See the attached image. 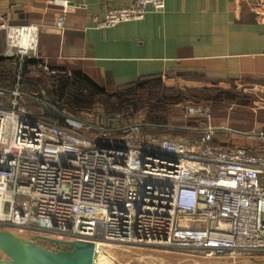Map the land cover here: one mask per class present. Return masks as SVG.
Listing matches in <instances>:
<instances>
[{
    "label": "built area",
    "instance_id": "1",
    "mask_svg": "<svg viewBox=\"0 0 264 264\" xmlns=\"http://www.w3.org/2000/svg\"><path fill=\"white\" fill-rule=\"evenodd\" d=\"M165 7L166 0H134L108 10L97 25L139 21ZM54 19L63 29L64 16ZM40 30L0 16L5 55L34 56ZM7 93L0 88V96ZM9 93L10 106L0 105V229L100 250L234 260L264 253V132L259 146L219 145L203 105L185 106L187 116L208 121L190 139L146 133L142 122H105L104 113L69 116L61 126L31 112L18 88Z\"/></svg>",
    "mask_w": 264,
    "mask_h": 264
},
{
    "label": "crops",
    "instance_id": "2",
    "mask_svg": "<svg viewBox=\"0 0 264 264\" xmlns=\"http://www.w3.org/2000/svg\"><path fill=\"white\" fill-rule=\"evenodd\" d=\"M133 1L0 0V16L16 26H41L36 54L24 57V63L37 60L34 65L45 69H34L47 75L77 69L111 91L139 79L175 75L264 85V0H166L164 11H151L142 20L97 25L108 10ZM57 13L64 16L63 29L54 26ZM5 51L0 31V63L15 61L18 78L22 61L17 64L18 56L7 57ZM15 89L14 84L6 90L7 104L0 105L9 106Z\"/></svg>",
    "mask_w": 264,
    "mask_h": 264
},
{
    "label": "rangeland",
    "instance_id": "3",
    "mask_svg": "<svg viewBox=\"0 0 264 264\" xmlns=\"http://www.w3.org/2000/svg\"><path fill=\"white\" fill-rule=\"evenodd\" d=\"M22 59L21 57L17 59V64L20 61L22 62L18 78H15V87L19 88L22 94L28 96V99L24 98V100L22 96L20 101L30 108L34 114H43L50 109V111L57 112L66 118L72 116L81 120H89L91 119V115L97 117L104 113V116L107 117H105V122L109 118L115 117L120 119V121L129 123L142 122L150 126L145 129L146 133L156 136L190 139L196 137L198 133L195 130H200L204 123H208V121L198 116H187L185 114V106L203 105L211 109L210 122L215 128L220 130L217 133V143L219 145L223 141L229 145L235 144L249 147L248 143H258L257 134L264 132V85L244 81L214 82L201 76L194 77L191 75L162 77V83L165 87L182 91L183 100L181 103L172 105L171 110L166 115V122L160 123L158 125L160 127H153L148 123L150 117L148 107H141L138 110L124 111L117 114H108V110L104 104L100 101H95L90 109H85L76 115H73L67 109L59 111V109L52 108L46 100V91L49 85L45 87L43 83L37 86L26 87V84L22 83L25 78H36L37 74H39L32 67H28V73L25 74V59ZM13 63L15 61H7L4 64L0 63V70L3 69L2 67L11 70ZM44 72L46 73V70H43ZM3 97L5 99L1 101ZM7 97V95L0 96V103H3V105L7 104ZM11 101L12 95H9V106ZM3 230L16 232L7 228ZM20 234L31 235L29 233ZM45 246L49 247L48 244ZM101 255L105 259V264H264V253L254 254L251 258L246 259H204L193 258L173 250L120 247L116 249H101Z\"/></svg>",
    "mask_w": 264,
    "mask_h": 264
},
{
    "label": "trees",
    "instance_id": "4",
    "mask_svg": "<svg viewBox=\"0 0 264 264\" xmlns=\"http://www.w3.org/2000/svg\"><path fill=\"white\" fill-rule=\"evenodd\" d=\"M37 63L35 59H27L24 68L25 74L28 73L30 65ZM37 73L39 74L36 78H25L22 83L26 84V87L43 83L45 87L49 85L46 91V100L50 106L59 109V111L67 109L73 115L85 109H90L95 101L103 103L108 110V114L148 107L150 116L148 123L153 127H160L158 126L160 123L166 122V115L171 110L172 105L181 103L183 100L182 91L165 87L161 76L139 79L111 91L77 69L60 68L58 73L51 75L41 71H37ZM13 75V68L11 70H0V88L11 89L15 84ZM36 116L46 121L56 122L61 126L66 125V117L52 110L50 111V109L43 114L37 113ZM205 125L206 123H204ZM197 133H199V130H197Z\"/></svg>",
    "mask_w": 264,
    "mask_h": 264
},
{
    "label": "water",
    "instance_id": "5",
    "mask_svg": "<svg viewBox=\"0 0 264 264\" xmlns=\"http://www.w3.org/2000/svg\"><path fill=\"white\" fill-rule=\"evenodd\" d=\"M100 254V248L92 242L62 241L0 229V264H98Z\"/></svg>",
    "mask_w": 264,
    "mask_h": 264
},
{
    "label": "bare ground",
    "instance_id": "6",
    "mask_svg": "<svg viewBox=\"0 0 264 264\" xmlns=\"http://www.w3.org/2000/svg\"><path fill=\"white\" fill-rule=\"evenodd\" d=\"M104 261H105L104 257L100 254L98 264H105Z\"/></svg>",
    "mask_w": 264,
    "mask_h": 264
},
{
    "label": "flooded vegetation",
    "instance_id": "7",
    "mask_svg": "<svg viewBox=\"0 0 264 264\" xmlns=\"http://www.w3.org/2000/svg\"><path fill=\"white\" fill-rule=\"evenodd\" d=\"M47 247H48V246H47ZM48 248H52V247L49 246Z\"/></svg>",
    "mask_w": 264,
    "mask_h": 264
}]
</instances>
